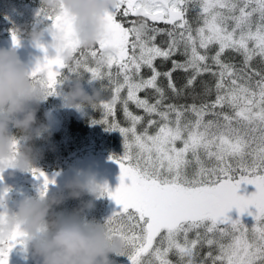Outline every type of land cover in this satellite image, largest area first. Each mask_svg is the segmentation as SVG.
Wrapping results in <instances>:
<instances>
[{"label": "snow or ice", "instance_id": "obj_1", "mask_svg": "<svg viewBox=\"0 0 264 264\" xmlns=\"http://www.w3.org/2000/svg\"><path fill=\"white\" fill-rule=\"evenodd\" d=\"M189 10L197 13L192 22ZM129 13L143 19L126 28L116 17ZM38 16L50 22L53 36L63 35L73 52L72 62L66 63L59 53L49 56L48 46L39 45L45 56L32 75L44 78L48 94L85 74L102 84L106 79L113 92L110 100L93 104L104 112L97 122L123 136V154L113 157L121 167V183L115 191L105 185L102 195L121 206L106 224L125 240L131 264H174L170 254L178 257L175 264H264V67H252L257 58L264 65V0H116L105 13L104 38L92 48L80 46L67 12L53 14L42 7ZM148 19L164 21L171 29L150 27ZM160 34L168 37L165 47L155 42ZM12 39L19 44L15 31ZM213 46L217 50L209 55ZM229 51L242 56L240 66L225 61ZM176 54L185 59L172 60L166 72L156 68L157 58L168 61ZM145 67L151 72L148 78L142 75ZM177 70L191 73L183 89L194 88L204 74L213 76L215 99L165 106L159 78L164 77L167 88L180 96L182 90L173 81ZM203 88L205 95L213 91L207 83ZM149 89L156 93L154 103L138 95ZM118 102L128 127L110 119ZM129 102L159 120L149 119L138 131L144 117L133 114ZM188 115L194 118L186 119ZM153 126L158 130L149 134ZM31 171L43 178L41 195L46 194L54 179L40 169ZM244 183L256 190L241 195ZM233 208L241 217L248 212L255 222L249 226L241 218L233 219L227 214ZM23 235L18 230L0 242V264H8ZM205 246L209 250L201 256Z\"/></svg>", "mask_w": 264, "mask_h": 264}, {"label": "clouds", "instance_id": "obj_2", "mask_svg": "<svg viewBox=\"0 0 264 264\" xmlns=\"http://www.w3.org/2000/svg\"><path fill=\"white\" fill-rule=\"evenodd\" d=\"M116 0H42V7L49 13L67 12L72 18L75 38L82 48L95 47L105 35V13L113 8ZM44 24V20L37 22ZM45 32L52 34L48 24L34 26L29 37L39 43ZM18 34V33H17ZM19 40L20 35L18 34ZM16 44V43H14ZM18 45V44H16ZM66 63H71L73 52L66 46L63 35L53 36L49 45ZM25 66L16 47H0V170L30 172L36 168L37 150L34 141L43 133L51 135L47 124L37 122L41 102L49 96L44 78L33 77ZM69 91L64 99L69 106L82 108L95 104L103 91L94 87L89 94L82 78L66 82ZM18 129L19 133L13 131ZM32 172V171H31ZM61 191L36 198L26 197L9 209L7 194L0 193V206L4 208L0 219V242L8 240L18 230L24 235L22 243L36 264H114L111 254H125V240L113 233L106 223L83 221L79 215L53 213L56 205L67 198H80L84 194L102 195L103 186L94 179L77 175ZM90 206L91 201L87 202Z\"/></svg>", "mask_w": 264, "mask_h": 264}, {"label": "trees", "instance_id": "obj_3", "mask_svg": "<svg viewBox=\"0 0 264 264\" xmlns=\"http://www.w3.org/2000/svg\"><path fill=\"white\" fill-rule=\"evenodd\" d=\"M16 2H20L22 0H14ZM24 3H27L31 5L32 7L37 8L38 12L42 8V0H23ZM38 12L36 15H33L29 20H27V23L21 27V29H17V31L13 28H7L10 29L9 31L20 34V42L18 45L14 44V41H4V37L0 34V47H16V51L20 55L21 59H29V53L31 48L34 47V45H37L38 43L34 42L28 35V33L32 30L34 26L43 27L45 24H48L50 22L44 21V24H38L37 22L42 20L40 16H38ZM196 12L189 10L187 14V18L190 22L194 21V18L196 16ZM1 18V15H0ZM117 21L122 23L124 27L128 28L131 27L132 21L141 22L143 19L142 17H138L137 15L133 13H129L127 17L123 16L122 14H118L116 17ZM1 23L4 22V20L0 21ZM148 24L150 27L160 28V29H171V25L165 23L164 21H151L148 19ZM197 25L193 23V27H196ZM7 27L9 25L7 24ZM133 37L130 36V39ZM168 37L166 35L160 34L156 37V44L160 45L161 47H165V42L167 41ZM53 40V35L49 32H45L44 37L41 39L39 43L44 45H50ZM160 43V44H159ZM216 47L213 46L209 50V55L214 54L216 51ZM79 56V53L76 54ZM185 59L184 56L180 54L174 55L170 60L164 61L162 58H157V60L154 62L156 68L161 72H166L172 68V60H178L183 61ZM224 59L226 62H232L235 63L237 66L241 65L242 62V56L239 54H236L232 51H229L224 56ZM90 66H95L94 62L90 60ZM252 67L256 68L257 70L264 67V65L261 64L260 60L254 59L252 62ZM113 71L115 72V66L113 67ZM66 72L63 70V74ZM191 73L184 72L183 70H177L173 73V81L175 82L178 89H181V95L175 96L171 90L167 88V80L164 77L159 78V84L160 86L165 88L166 93V99L164 100V105L168 104H176V105H191L193 103L199 105L204 102H210L215 99V91H214V84H215V78L209 74H204L197 78L196 84L194 88H188L183 89L184 84L186 83L187 77ZM142 75L144 78H148L151 75V72L148 68L142 69ZM89 78L86 79L85 82H89L91 85V91L93 92L94 87L100 88L103 86L102 94L97 101L99 103L101 100L108 101L112 98L113 92L111 90L107 89V80L102 82L101 81H92L90 79V74H87ZM207 83L210 87H213V91L209 95L204 94V84ZM126 89L121 92V97H126ZM138 95L141 98H147L150 102H155L157 96L154 90H144L138 93ZM44 107V106H42ZM85 110V114L81 117L77 116H71L67 122L66 126L63 129H51L50 132L51 135L47 133L44 137L41 136V138L34 141V146L37 150V157H36V165H41L44 169L55 172V171H61V173H68L70 172L69 179L81 175V173L78 171L73 170L74 164L75 168L80 167V163L85 162V160L90 159V154L93 153H100L104 152L106 155H111L112 157H118L123 154V137H118L117 133L119 130H109L103 123H99L97 121H100L104 118V112L101 108H96L93 106V104H86L83 106ZM129 110L139 116H143L144 120L137 126L138 131L142 132L145 127H147V122L149 119L159 120V117L152 116L149 117L146 115L143 111V109L137 108L136 105L132 102H129L128 104ZM39 111V110H38ZM37 111V112H38ZM227 111V109H226ZM191 115H188L186 119H193ZM110 119H114L116 122L120 124L121 127H128L130 126L129 121L126 119L124 111H123V104L118 102L115 108V115L114 117H111ZM44 121V117L41 112L38 113L37 122L41 123ZM158 130V126H153L148 129L149 134H155V132ZM47 139L52 140L54 145L52 147L48 146L46 149L43 148L44 145H48ZM121 149V150H119ZM77 168V169H78ZM191 169V168H190ZM81 171V169H80ZM85 171V170H84ZM82 172V171H81ZM97 172V171H96ZM59 173V172H58ZM83 174V173H82ZM85 177V176H84ZM68 179V180H69ZM101 185L104 187L105 184L103 183L108 182V180H105L102 176H100ZM67 180V181H68ZM66 181V183H67ZM65 183V184H66ZM65 184H63V187L57 191V193L64 191L65 193L67 190L65 189ZM255 187H248L245 188L246 191H249V194L254 191ZM244 190V191H245ZM256 190V189H255ZM102 199L94 198L96 200H102L107 202L106 200V194L101 195ZM71 198L65 199V201L62 204L56 205L53 208V213H57V210L66 208L70 211H76V208L79 204L74 203L71 204L70 200ZM73 209V210H72ZM72 214V213H71ZM104 214H106L104 212ZM88 216L83 215L82 219H85ZM81 219V220H82ZM206 246L201 249L200 251L206 252ZM178 259L177 256L173 257V260L176 262ZM174 262V264H175Z\"/></svg>", "mask_w": 264, "mask_h": 264}, {"label": "rangeland", "instance_id": "obj_4", "mask_svg": "<svg viewBox=\"0 0 264 264\" xmlns=\"http://www.w3.org/2000/svg\"><path fill=\"white\" fill-rule=\"evenodd\" d=\"M38 12L37 8L32 7L31 5L24 3V1H14V0H0V21L4 20V22H0V34L2 37H4V41H12V33L9 31L10 29L7 28H14L16 31L17 29H21L26 23L27 20H29L33 15H36ZM197 14V13H196ZM7 24L9 27H7ZM18 32V31H17ZM19 34V33H18ZM20 35V34H19ZM41 43H38L37 45H34L33 48H31L29 56V59H24L25 66L32 70L35 68L38 62L42 61L45 56V51L43 48H41L39 45ZM160 44V43H159ZM44 45V43H43ZM48 46V55L53 56L55 55L54 49ZM160 46V45H159ZM63 72V70H61ZM63 74V73H62ZM64 75H67V72H64ZM74 78V77H73ZM86 81L87 74L83 77ZM84 87L86 91L89 94H92L91 91V85L89 82H85ZM69 91L66 83L63 85H60L58 87L57 93L53 95L47 96L46 99H44L41 104L39 105V111L37 112V118L38 113L41 112L44 121L41 123L47 124L49 129H63L66 126L67 120L71 116H77L81 117L85 114V108L82 107H76V106H69L65 103V95ZM104 101V100H101ZM44 106V107H42ZM210 118V117H209ZM13 131L17 134L19 133L18 129L13 128ZM47 135V133H43L42 136L44 137ZM117 136L123 137L121 132L119 131L117 133ZM48 145H44L43 148L46 149L48 146L52 147L54 145L52 140L47 139ZM182 144L180 142H177V147H181ZM121 150V149H119ZM111 155H106L104 152L100 153H93L90 154V159L85 160L83 166V162L80 163V167H76L74 164L75 171H79L81 173V177L85 176L84 170L87 171L88 167H92L95 169L98 173V178L94 179L95 181H98L101 184L100 176H106L105 180H115L118 182H121V167L119 163H117L116 159H114ZM90 163V165H88ZM210 166V165H209ZM37 169H40L44 171L50 178L54 179V183H51L48 185L47 188V195H51L53 193H57L60 188L63 187V184L66 183V181L69 179L70 172L61 173V171H55L50 172L46 169H44L41 165H35ZM78 168V169H77ZM82 170V172L80 171ZM193 171V168L189 169V173L191 174ZM59 172V173H58ZM83 173V174H82ZM130 181L128 179H125V183H129ZM105 185H107L109 182H103ZM43 185V178H36L33 173L30 172H20L19 170H13L11 169L7 173H3L2 179H0V193L4 192L5 189H7V199H6V205L9 209H13L17 206L18 202L26 197L30 198H36L41 195ZM246 187H255V185L251 184H241L239 192L241 195H249V191H246ZM256 189V188H255ZM245 190V191H244ZM251 194V193H250ZM95 197L89 194H84L80 198H71L69 201L71 204L77 203L80 205L77 206L76 211H70L69 209H59L57 210V214H63V215H72L77 214L79 215L80 219H82L83 215L88 216L85 219H82L83 221H92V222H99V223H106L108 218L111 217L114 211H117L121 206L116 203V201L109 195L106 194V200H96ZM99 199H102L101 196L96 197ZM91 201V205L89 206L87 202ZM73 210V209H72ZM255 209H250V211H254ZM4 211V208L0 206V212ZM104 212L106 214H104ZM72 213V214H71ZM229 216H231L233 219L241 218L245 223L253 224L254 218L248 214V212H245L243 216L241 217V214L238 209L233 208L229 210L227 213ZM209 249L206 248V252L199 251V254L201 256L205 255ZM213 251H215L213 249ZM174 254H170L169 258L173 260ZM8 259L15 260L18 264H36V259L31 255L30 252H27L23 245L17 244L12 251L9 254ZM111 259L114 261V264H131V260L127 254H111ZM177 260V259H176Z\"/></svg>", "mask_w": 264, "mask_h": 264}, {"label": "flooded vegetation", "instance_id": "obj_5", "mask_svg": "<svg viewBox=\"0 0 264 264\" xmlns=\"http://www.w3.org/2000/svg\"><path fill=\"white\" fill-rule=\"evenodd\" d=\"M88 165H90V163H88ZM83 166L85 167V164H83ZM83 170V169H82ZM81 170V171H82ZM85 173V177H87V178H90V179H97L98 178V173L96 172V170L95 169H93L92 167H88V169H87V171L85 170L84 171ZM102 177L103 178H106V176H103L102 175ZM108 184H107V186H108V188H110L112 191H115L116 190V188L120 185V183L121 182H118V181H115V180H108ZM248 187H246V189H247ZM254 191H255V189H254ZM114 212H116V211H114ZM114 212L112 213V214H114Z\"/></svg>", "mask_w": 264, "mask_h": 264}, {"label": "water", "instance_id": "obj_6", "mask_svg": "<svg viewBox=\"0 0 264 264\" xmlns=\"http://www.w3.org/2000/svg\"><path fill=\"white\" fill-rule=\"evenodd\" d=\"M10 169L6 170L5 172H8ZM8 264H16L14 260H8Z\"/></svg>", "mask_w": 264, "mask_h": 264}]
</instances>
